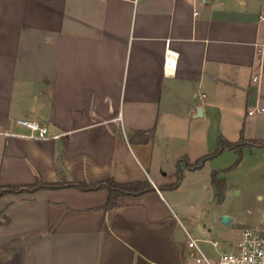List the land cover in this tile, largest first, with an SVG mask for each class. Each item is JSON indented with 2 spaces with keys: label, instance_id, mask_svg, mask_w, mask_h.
Wrapping results in <instances>:
<instances>
[{
  "label": "crops",
  "instance_id": "0c3cea01",
  "mask_svg": "<svg viewBox=\"0 0 264 264\" xmlns=\"http://www.w3.org/2000/svg\"><path fill=\"white\" fill-rule=\"evenodd\" d=\"M261 15L264 0H0V186L64 177L154 187L109 211L101 209L104 190L3 196L0 264H196L190 237L213 260L228 251L236 241L221 236L220 217L235 221L227 185L222 202L214 191L192 217L174 195L187 174L179 187L163 188L150 174L157 165L149 148L162 128L205 117L228 115L245 133L264 122V112L248 114L264 109V79L251 81ZM17 120L61 137L31 138ZM151 130L153 139L131 144ZM199 179L193 193L212 188Z\"/></svg>",
  "mask_w": 264,
  "mask_h": 264
},
{
  "label": "rangeland",
  "instance_id": "374dc122",
  "mask_svg": "<svg viewBox=\"0 0 264 264\" xmlns=\"http://www.w3.org/2000/svg\"><path fill=\"white\" fill-rule=\"evenodd\" d=\"M223 114L226 113L222 112ZM251 118L258 119L263 118V116L255 114ZM230 120L232 119L228 115L221 121L218 117L216 119L205 117L193 122H185L183 125H177L173 128H162L149 148L155 152L154 162L157 165L156 168L151 169L150 174L157 182L165 183L163 188H167L168 185L175 182V171L180 166L187 177L182 186L174 191V195L183 207L191 211V216L198 218L202 214V210H200L201 201L214 192V187L209 182L208 185L212 188L208 190L201 184L193 193V179L206 177L211 180L212 173L218 171L219 176L226 181L229 191L225 207L235 218V221L229 226L223 224L221 236H229L230 239L237 242L243 229L248 226H257L264 233V148L243 149L242 159L234 167L232 166L239 157L234 150L225 148L213 157L208 155L214 154L219 149L221 139L225 142H234L241 139L242 135L250 138L264 136V122L248 123L245 133L243 125L240 124L239 127H235ZM146 135L149 136L150 131L131 139V144L134 146L135 141L142 142L143 138H147ZM153 138L154 136L151 139ZM142 143L144 144V142ZM136 153L138 154V151ZM127 161L131 170L135 171L136 166L132 162L133 159L128 157ZM199 161H202L203 164L199 169V174L190 172L188 166ZM169 174H173V177H170ZM140 176L137 177L141 179ZM193 199L194 202L188 204ZM205 207L208 205L206 204ZM208 210L211 209L208 207L204 211L209 213ZM179 216L184 220V217L180 214ZM201 218L205 219L206 217L202 215ZM188 232H190L189 229Z\"/></svg>",
  "mask_w": 264,
  "mask_h": 264
},
{
  "label": "trees",
  "instance_id": "16d2710c",
  "mask_svg": "<svg viewBox=\"0 0 264 264\" xmlns=\"http://www.w3.org/2000/svg\"><path fill=\"white\" fill-rule=\"evenodd\" d=\"M147 132H141L138 135L146 134ZM154 135V130L150 131V135L147 138H143L142 142L147 143L152 136ZM219 149L214 153L208 155L209 157H213L214 155L219 154L225 148L234 150L238 153V161L232 166H236L238 162L242 159V150L245 148L254 149L256 147H264V141L252 140L246 141L245 139H241L238 142H225L221 139ZM203 166L202 161H199L193 165H189V169H200ZM59 173L62 174L59 169ZM176 180L174 183L167 186V188L175 189L179 187L182 179H183V170L178 168L176 173ZM211 184L214 187L215 191V200L217 202H222L224 198V193L226 190V181L224 178L219 176L218 171H214L212 173ZM61 188H74L79 192H91V191H99L104 190L108 193V201L101 208L105 211H109L114 209L117 206V201L121 197H136L143 195L148 192L154 191V187L148 180H138V181H130V182H117L113 179H107L105 181L97 182V183H83L77 182L75 180H69L62 177L57 182L46 183L42 180H38L35 184L31 185H9V186H0V198L6 195L12 194H22V193H34L41 189H61ZM1 224V223H0Z\"/></svg>",
  "mask_w": 264,
  "mask_h": 264
},
{
  "label": "built area",
  "instance_id": "2783aa9c",
  "mask_svg": "<svg viewBox=\"0 0 264 264\" xmlns=\"http://www.w3.org/2000/svg\"><path fill=\"white\" fill-rule=\"evenodd\" d=\"M260 21L264 22V15L260 16ZM254 45L257 64L251 75V81L253 84L259 85L264 79V33ZM262 112H264V109L258 106L254 110H250L248 114L252 116L255 113ZM16 123L30 130L29 137L34 139H58L61 137L56 133L51 134L47 126H42L36 122L17 120ZM212 244L217 246L218 242L214 241ZM188 245L198 253L196 264H264V233L257 226L244 228L240 239L233 243L228 251L220 253L216 260L211 259L202 250L197 239L190 237Z\"/></svg>",
  "mask_w": 264,
  "mask_h": 264
},
{
  "label": "water",
  "instance_id": "95a60500",
  "mask_svg": "<svg viewBox=\"0 0 264 264\" xmlns=\"http://www.w3.org/2000/svg\"><path fill=\"white\" fill-rule=\"evenodd\" d=\"M197 116H201V109L200 108L198 109V115ZM231 220H232L231 217H229L228 215H222L220 217L221 223L226 225V226L230 225Z\"/></svg>",
  "mask_w": 264,
  "mask_h": 264
}]
</instances>
